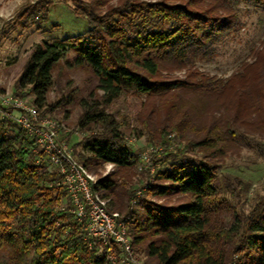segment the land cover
I'll list each match as a JSON object with an SVG mask.
<instances>
[{"label": "trees", "instance_id": "obj_1", "mask_svg": "<svg viewBox=\"0 0 264 264\" xmlns=\"http://www.w3.org/2000/svg\"><path fill=\"white\" fill-rule=\"evenodd\" d=\"M57 2L87 19L89 30L35 44L16 79L15 94H33V105L42 114L54 69L69 50L76 54L71 67L90 70L96 85L82 101L78 124L100 132L79 143L88 156L75 151L73 155L87 170L105 163L118 168L93 188L108 200L110 211L128 217L133 250L153 264H264V196L246 212L239 206L241 192L229 182L223 188L218 174L217 159L238 134H245L244 111L238 106L237 115L211 125L208 116L218 106L212 92L198 83L192 88L186 81L161 79L164 73L182 70L195 79L191 69L212 61L219 46L239 32L240 5L264 11V0H39L22 5L10 28L44 29L50 7ZM241 70L228 84L238 80L248 86L247 67ZM177 88L190 90L192 100L181 97L179 103L167 105L168 116L160 126L139 116L142 127L133 129L137 137L144 136L146 128L149 143L162 149L153 157L154 176L126 190L120 179L128 176L139 155L121 129L127 117L117 119L106 109L130 95L160 97L166 105ZM173 110L183 123L201 116L207 120L198 127L190 122L192 128L184 129L178 121L167 123L175 119ZM173 132L183 138L182 148L172 146ZM195 148L200 156L193 155ZM173 196L176 202L167 201ZM73 208L63 176L48 154L14 119L2 114L0 264H107L108 246L89 235L87 219L79 221Z\"/></svg>", "mask_w": 264, "mask_h": 264}, {"label": "rangeland", "instance_id": "obj_2", "mask_svg": "<svg viewBox=\"0 0 264 264\" xmlns=\"http://www.w3.org/2000/svg\"><path fill=\"white\" fill-rule=\"evenodd\" d=\"M37 1L39 0H0V98L2 96L18 98L29 107H35L33 105L34 95L22 96L18 91L20 94L18 96L15 93L16 79L33 46L43 41L53 43L67 37L83 35L89 30L87 19L77 16L72 8L63 2L54 3L50 7L49 20L45 22L44 29L40 30L36 27L22 29L20 26L10 28V21L12 22L16 17L18 9L26 3ZM69 3L71 4L70 1ZM239 17L242 25L235 37L219 46L212 61L198 62L194 69H191L192 73H195V79L187 77L190 74L187 70L164 73L161 79L169 82L186 81V86L190 85L192 88L198 83L199 86H205L203 90L208 89L212 92L213 102L218 101V106L213 107L212 113L208 116L207 122H212L211 125L217 121L220 122L227 115H237L238 106L241 107V111H244L245 125L242 132L245 134H238L233 146L228 147L226 154L217 161L222 187L224 188L227 182L234 185L235 189L241 192L242 198H240L239 206L249 212L261 196H264V100L262 99L264 93V11L254 6L241 4ZM75 55L74 51L69 50L55 67L47 105L41 109L42 114H38L43 120L49 119L56 122L59 139L68 144L73 154L75 151L76 154L82 153L88 156V151L79 143L89 135L99 133L100 129L90 130V126L81 127L78 120L83 112L82 101L89 98L96 84L90 70L70 66ZM251 65H253L252 68H250ZM243 67H247L250 76L248 86L242 87L241 83L238 84V80L228 84L238 71H242ZM241 94L244 95L243 100L240 99ZM181 97L186 101H191L192 92L183 91L180 88L174 89L170 98L166 99L168 100L166 105L165 100L160 97L130 95L106 109V113H113L117 119L127 117V124L121 129L131 149L139 155L137 164L130 169V172H127L128 176L120 179V182L124 181L126 190L132 185L143 186L154 176L156 163L153 157L162 149L149 143L146 128L143 130L146 134L140 138L137 137L133 129L142 127L139 116L153 127L160 126L168 116L166 106L179 103ZM10 108V110L4 109L0 104V116L5 115L7 111L16 110ZM174 112L173 110L171 115L175 116V119H172V122L168 119L167 123L178 121L184 129L190 126V122L198 127L207 120L201 116L202 119L201 117L194 118L192 121L186 120L183 123L179 120L180 117L176 118L177 115ZM17 114L16 111L15 115ZM171 137L173 147L182 148L185 145L179 133L173 132ZM200 154L197 148L193 150V155L200 156ZM117 169L116 165L105 163L89 172L98 180L116 173ZM115 177L119 179V176L115 175ZM227 196L230 197L228 194ZM175 199L177 197L173 196L167 201L176 202ZM152 200L164 201L158 197ZM121 215L125 217L124 213ZM133 256L137 262L153 264L147 262L144 253L133 250Z\"/></svg>", "mask_w": 264, "mask_h": 264}, {"label": "built area", "instance_id": "obj_3", "mask_svg": "<svg viewBox=\"0 0 264 264\" xmlns=\"http://www.w3.org/2000/svg\"><path fill=\"white\" fill-rule=\"evenodd\" d=\"M0 99L4 109H16L7 111L5 115L14 119L34 137L38 146L48 154L50 163L58 168L73 201L76 218L79 221L87 219L86 229L89 235L108 246L107 264H143L137 262L133 256L132 241L128 234V217L109 210L108 200L102 199L93 188L97 182L95 176L77 162L68 144L59 139L56 122L43 120L35 107L27 106L18 98L2 96Z\"/></svg>", "mask_w": 264, "mask_h": 264}]
</instances>
